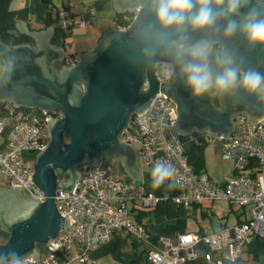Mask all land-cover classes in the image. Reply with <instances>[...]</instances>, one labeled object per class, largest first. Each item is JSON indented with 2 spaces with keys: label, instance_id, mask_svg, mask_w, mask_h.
I'll return each mask as SVG.
<instances>
[{
  "label": "water",
  "instance_id": "95a60500",
  "mask_svg": "<svg viewBox=\"0 0 264 264\" xmlns=\"http://www.w3.org/2000/svg\"><path fill=\"white\" fill-rule=\"evenodd\" d=\"M113 5L118 14L135 16L129 28L104 33L93 50L59 70L54 69L53 61L65 60L64 51L47 44L53 33L51 27L25 32L35 39L37 48L30 44L10 47L0 40V103L56 109L63 115L48 121L50 141L37 156L30 178L45 200L31 196L23 199L22 187L0 189V226L8 235L5 242H0V258L6 262L13 254L23 258L31 253L39 261L38 244H47L69 225L67 216L57 209L55 196L58 190L72 191L81 176V171H76L78 165H96L103 157L109 164L122 163L130 178L141 181L136 151L120 142L118 136L158 92L165 93L177 106L178 116L172 127L183 137L205 131L230 137L233 117L264 118V89L250 92L238 85L233 92L213 89L194 96L185 86L176 56L178 45L207 40L220 45L221 54L230 57L243 73L264 64V44L249 43L240 31L227 34L222 26L203 31L187 25L181 30L163 29L155 17V0H113ZM250 8L264 16V0H250L242 11ZM224 23L221 21V25ZM160 63L173 72L169 83L160 82L155 75L156 64ZM214 95L219 107L212 102ZM16 207L22 211L13 216Z\"/></svg>",
  "mask_w": 264,
  "mask_h": 264
},
{
  "label": "built area",
  "instance_id": "2783aa9c",
  "mask_svg": "<svg viewBox=\"0 0 264 264\" xmlns=\"http://www.w3.org/2000/svg\"><path fill=\"white\" fill-rule=\"evenodd\" d=\"M76 16L69 8L59 7L56 26L66 32L95 22L94 9ZM130 24L117 29L124 31ZM155 75L160 82L169 83L173 72L156 66ZM176 107L171 98L158 92L141 114L131 117L118 140L135 148L142 168L152 169L158 160L170 162L175 174L166 181L177 193L148 191L145 175L141 181L122 179L103 157L96 165L80 164L81 176L72 191L58 190L55 196L57 209L67 216L69 225L44 244L35 264H85L91 251L107 245L118 232L145 246L149 264H239L249 240L264 238V118L257 121L239 115L230 137L208 136V142L221 144L223 155L231 162V172L215 180L188 163L183 136L172 127L178 116ZM62 117L56 109L0 103V179L8 188L22 187L26 196L45 200L30 178L37 156L50 141L48 121ZM168 201L188 210L200 208L204 202L226 201L244 207L247 221L203 235L184 232L169 237L152 233L144 220L132 217L139 209H152ZM1 230L0 226V242ZM201 246L207 251L202 252Z\"/></svg>",
  "mask_w": 264,
  "mask_h": 264
},
{
  "label": "clouds",
  "instance_id": "9594fccd",
  "mask_svg": "<svg viewBox=\"0 0 264 264\" xmlns=\"http://www.w3.org/2000/svg\"><path fill=\"white\" fill-rule=\"evenodd\" d=\"M250 0H155L154 12L163 29L181 30L186 25L195 31L222 26L227 34L242 32L249 43L264 44V16L256 8L244 12ZM221 21L226 23L221 25ZM212 43L201 40L177 46L176 56L185 77V86L194 96H202L212 89L226 92L242 86L250 92L264 89V76L255 70L241 73L230 57L215 54ZM242 76V79L240 77ZM175 169L168 161L158 160L151 171L152 186L160 187L173 177ZM35 253L19 258L13 254L9 261L0 258V264H35Z\"/></svg>",
  "mask_w": 264,
  "mask_h": 264
},
{
  "label": "trees",
  "instance_id": "16d2710c",
  "mask_svg": "<svg viewBox=\"0 0 264 264\" xmlns=\"http://www.w3.org/2000/svg\"><path fill=\"white\" fill-rule=\"evenodd\" d=\"M12 0H0V40L10 47L19 44H28L31 42V38L16 32L15 23L17 19H25L27 12L24 9L13 10L11 9ZM44 3H49L50 0H40ZM133 16L131 14L117 15L115 17L116 27L125 26L132 22ZM52 20H49L50 23ZM56 23V19H54ZM65 32H62L58 27L54 35L53 40L58 41ZM260 74L264 76V68L259 70ZM185 144V152L188 163L194 168L195 171L201 172L206 170L205 162V148L208 141L200 137L199 135H193L189 137H182ZM208 173V172H207ZM145 186L146 189L155 194H162L164 192L177 193L173 185L169 181H165L158 188L152 186V176L150 174L145 175ZM232 204V203H231ZM244 208V207H242ZM132 211V208H131ZM246 209L244 208L243 214L245 218L241 219L240 215L238 217V223H243L247 221ZM165 217L169 220H173V223H167L158 233L159 235L173 237L177 233H184L186 227V221L188 218V209L181 206H176L171 202H161L157 207L152 209H139L138 213L135 214L137 220H142L144 217ZM148 224V223H146ZM224 226V225H223ZM1 237H3V242L8 238V235L1 230ZM199 234L203 235L204 231L199 230ZM259 238H253L250 245L255 244V248L250 250L253 257L258 256L257 241ZM129 240H131L129 242ZM110 247V252L112 256L120 261L122 264H146V248L140 245L131 236L118 232L113 234L112 239L108 243ZM202 252H206L205 247H200Z\"/></svg>",
  "mask_w": 264,
  "mask_h": 264
},
{
  "label": "crops",
  "instance_id": "0c3cea01",
  "mask_svg": "<svg viewBox=\"0 0 264 264\" xmlns=\"http://www.w3.org/2000/svg\"><path fill=\"white\" fill-rule=\"evenodd\" d=\"M10 6L11 9L13 10L24 9L27 12L25 19L16 20L15 28L18 34L25 35V32H30V33L34 31L40 32L41 30H47L49 27L53 29V33L50 39L48 40L47 44L52 45L55 49L62 48L65 57V60L53 61V67L55 70H59L61 69L62 66L70 65L72 63L77 62L85 52L89 50H93L97 46L98 41L100 40V38L103 36L104 33L117 29L115 25V17L119 14L114 8L113 0H91L88 4L85 3V0H60V4H57L55 0H50L49 3H44L41 2L40 0H12ZM59 7L69 8L75 14L87 13L90 9H94L95 18H96L95 22L92 26H89L87 28L73 27L72 29L66 31L64 36L58 39V41H54L53 38L57 31V26L56 23L54 22V19L56 18V12ZM49 20L52 21L48 23ZM77 37L80 39V42L77 47H74L73 40L76 39ZM30 38H31V42L28 44H30L33 48H37V43L35 39L33 37ZM68 43H70L69 44L70 51H68ZM2 69H3V63L2 60L0 59V74L2 72ZM214 97H217V95H214L212 99ZM216 107H219V105ZM193 135H199L200 137L207 139L208 136L211 134L205 131L202 133L194 132L190 136ZM218 146H219L218 149L220 150L222 155L223 154L222 146L219 143ZM222 158L223 160L227 159L225 158L224 155ZM227 161L230 164L229 166V173H230L231 162L228 159ZM120 164L124 172L126 173L123 164L122 163ZM140 174L141 177L143 175H146L141 166H140ZM126 175H127V179L134 180L130 178V176L127 173ZM7 188L0 187V189H7ZM197 232L199 233V230ZM204 233H209V232L204 231ZM252 241L253 238H251L247 243L245 248L246 252L251 253L250 250H253L255 248V244L250 245ZM260 243L264 244V241L260 242L258 239L257 241L258 253L262 248H264V246H260ZM77 263L78 262H75L74 264ZM95 263L122 264L120 261L116 260L112 256L108 244L101 246L98 249L91 251L88 254V261L85 264H95Z\"/></svg>",
  "mask_w": 264,
  "mask_h": 264
},
{
  "label": "rangeland",
  "instance_id": "374dc122",
  "mask_svg": "<svg viewBox=\"0 0 264 264\" xmlns=\"http://www.w3.org/2000/svg\"><path fill=\"white\" fill-rule=\"evenodd\" d=\"M55 1L57 4H60V0ZM73 41L74 47H77L80 39L77 37ZM69 44L70 43H68V51H70ZM156 66L161 69L169 68L164 63L157 64ZM218 148V143L215 142H208L205 148L206 170L208 174L215 180L222 179L224 176H226L229 173L230 166L227 159L223 160V154L221 155V152ZM113 170L115 175L121 177L122 179H127V175L119 162H115L113 164ZM143 171L146 175H151L152 169L150 167H143ZM0 187L7 188L6 181L2 178L0 179ZM243 211L244 208L241 206L231 204L226 201H216L214 203L204 202L200 208L196 207L188 210L185 232H197L198 230L212 232L213 230L220 228L221 225H235L238 223L237 215L242 213L240 215L241 219L245 218ZM247 213L248 211H246V215ZM132 217L133 219L135 218L134 215ZM142 220L148 223L150 231L154 234H158L167 223H173V220H169L165 217L145 216ZM130 241L131 240H129V242ZM259 241H264V238H260ZM1 242H3V237H1ZM260 246H264V244L260 243ZM38 249L43 252L44 245L38 244ZM239 264H264V248L259 251L256 258L253 257L252 253L246 252L245 257L241 262H239Z\"/></svg>",
  "mask_w": 264,
  "mask_h": 264
},
{
  "label": "flooded vegetation",
  "instance_id": "af4514ba",
  "mask_svg": "<svg viewBox=\"0 0 264 264\" xmlns=\"http://www.w3.org/2000/svg\"><path fill=\"white\" fill-rule=\"evenodd\" d=\"M132 16H133V15H132ZM134 17H135V16H133V18H134ZM212 46H213V50H212V54L210 55L209 59H210L211 62H214L216 52L219 51V52L221 53L222 47H221L220 45H212ZM262 68H264V64H261L260 66H258V67L256 68V71H257V72H260L259 70L262 69ZM260 73H261V72H260ZM212 91H213V89H212ZM229 91H230V92H233V91H234V88L231 89V90H229ZM212 101H213V103H214L216 106L219 105V99H218V97H214V98L212 99ZM235 118H236V117H235ZM235 118L233 117L232 120L234 121ZM67 140H68V139H67ZM76 171L78 172V167H76ZM64 178H65V179H68V178H69V175H68V174H65V175H64ZM20 195H21V197H22L23 199L28 198V197L26 196V194H25L22 190H20ZM21 211H22V208H21V207H16V208L12 211V212H13L12 214H13V216H15V215L19 214Z\"/></svg>",
  "mask_w": 264,
  "mask_h": 264
}]
</instances>
